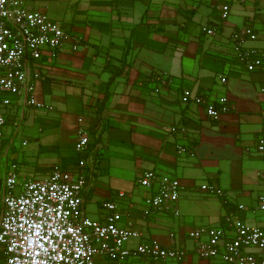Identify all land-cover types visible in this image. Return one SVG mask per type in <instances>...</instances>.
<instances>
[{"label": "crops", "instance_id": "0c3cea01", "mask_svg": "<svg viewBox=\"0 0 264 264\" xmlns=\"http://www.w3.org/2000/svg\"><path fill=\"white\" fill-rule=\"evenodd\" d=\"M221 3L229 6L223 20ZM26 5L63 26L69 37L60 50L45 49L29 63L30 75L38 73L32 96L43 107L24 106L13 96L4 108L0 186L11 163L18 165L20 181L42 180L53 165L81 169L86 216L104 221L108 212L102 202L114 201L122 215L118 225L141 234L128 246L154 240L189 251L181 261L95 256V264H223L196 256L188 232L226 226L227 218L264 228V210L257 207L264 195V155L255 149L264 139V71L249 72L239 64L231 40L233 31L250 25L257 37L243 44L264 51V0H31ZM203 27H214L215 34L206 35ZM163 75L171 78L168 85L160 83ZM184 90L210 101L224 96L231 109L213 120L202 105L180 101ZM79 118L89 130L83 152L74 148ZM19 135L28 146L17 152ZM79 160L85 162L82 168ZM146 169L179 181L175 205L146 204L157 187L137 183ZM205 183L222 195L203 191Z\"/></svg>", "mask_w": 264, "mask_h": 264}, {"label": "built area", "instance_id": "2783aa9c", "mask_svg": "<svg viewBox=\"0 0 264 264\" xmlns=\"http://www.w3.org/2000/svg\"><path fill=\"white\" fill-rule=\"evenodd\" d=\"M31 0H0V148L5 141L4 108L13 96H20L21 104L43 107L32 96L38 77L29 73L31 60L40 59L45 49L60 50L69 37L65 28L46 18L42 13L27 7ZM220 18L229 15V6H217ZM206 35L215 34L214 27H203ZM256 34L250 25L233 31L232 50L239 64L251 71H264V51L249 48L245 39L255 40ZM77 42L71 49H77ZM162 85L171 78L163 75ZM225 82V78H220ZM264 96V87L260 88ZM183 104L193 102L202 105L207 117L216 120L231 109L229 101L222 96L214 101L184 90L180 96ZM264 121V108L260 110ZM74 148L83 152L89 144V130L78 119ZM255 149L264 155V139L259 138ZM178 150L184 148L178 146ZM85 162L79 160L82 168ZM137 183L144 188L156 189L145 202L154 208L175 205L180 194V183L168 176L157 177L150 169L142 171ZM85 176L81 169L68 171L53 165L42 180L19 181L18 165L11 163L6 169L0 186V255L1 264H95V256L124 259L140 257L151 261H181L189 251L178 247H165L154 240L139 241L134 246L127 244L140 239L139 231L118 225L121 213L114 201L102 202L108 213L104 221L85 215L82 190ZM201 189L221 196L222 190L205 183ZM122 195V194H121ZM243 206H240L242 208ZM257 207L264 210V195L258 197ZM178 214V210L174 211ZM226 226H197L188 232L195 245L193 253L202 259H219L223 264H264V228L250 226L240 220L227 218Z\"/></svg>", "mask_w": 264, "mask_h": 264}, {"label": "rangeland", "instance_id": "374dc122", "mask_svg": "<svg viewBox=\"0 0 264 264\" xmlns=\"http://www.w3.org/2000/svg\"><path fill=\"white\" fill-rule=\"evenodd\" d=\"M23 143V144H22ZM28 146L27 140H24L20 137V135L18 136V138L14 141V149L17 152H20L22 150H24L26 147ZM19 164H20V160H18ZM20 181V180H19ZM1 264V263H0Z\"/></svg>", "mask_w": 264, "mask_h": 264}, {"label": "trees", "instance_id": "16d2710c", "mask_svg": "<svg viewBox=\"0 0 264 264\" xmlns=\"http://www.w3.org/2000/svg\"><path fill=\"white\" fill-rule=\"evenodd\" d=\"M2 262V256L0 255V263Z\"/></svg>", "mask_w": 264, "mask_h": 264}]
</instances>
